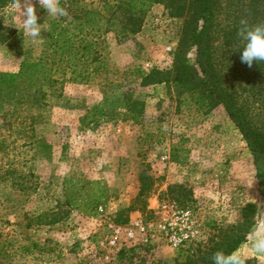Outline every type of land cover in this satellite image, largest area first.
Wrapping results in <instances>:
<instances>
[{
    "label": "rangeland",
    "instance_id": "obj_1",
    "mask_svg": "<svg viewBox=\"0 0 264 264\" xmlns=\"http://www.w3.org/2000/svg\"><path fill=\"white\" fill-rule=\"evenodd\" d=\"M33 3L48 30H41L42 43L23 31L15 3L0 10L24 51L0 45V74L42 55L62 25ZM75 3L98 7L100 1ZM183 19L154 4L137 33L115 27L102 35L104 65L88 81L60 84L39 104L0 105V264H177L235 223L246 202L256 203L258 216L239 248L264 227V184L223 107L201 108L195 92L175 85H138L141 71L171 65ZM128 89L141 105L137 122L115 114L123 112ZM94 108L95 116L86 115ZM255 108L254 121L264 122ZM71 175L99 181L107 201L95 216L65 206L49 223ZM142 178L149 185L146 206L125 217L120 211L137 205Z\"/></svg>",
    "mask_w": 264,
    "mask_h": 264
},
{
    "label": "trees",
    "instance_id": "obj_2",
    "mask_svg": "<svg viewBox=\"0 0 264 264\" xmlns=\"http://www.w3.org/2000/svg\"><path fill=\"white\" fill-rule=\"evenodd\" d=\"M75 1L61 5L69 17L60 18L62 25L42 55L23 59L17 71L0 74V105L39 104L60 84L88 81L104 65L99 49L102 35L115 27L122 32L137 33L151 7L162 4L172 16L184 17L180 35L171 65L139 71L138 85H175L181 91L195 92L201 108L222 106L245 141L256 176L264 184V122L256 123L252 115L254 102L255 114L264 115V62H254L251 68L241 62L239 48L244 41L238 35L242 20L248 27L264 24V0H99L98 7H77ZM14 3L15 0H0V10ZM14 37V30L0 20V45L24 53L21 40ZM122 98L123 112L115 113L117 119L137 122L141 105L132 98L129 89L122 93ZM114 112H109L111 118ZM96 114V108L86 112L90 116ZM148 187L142 178L135 198L137 205L123 208L120 214L127 217L129 210L144 209ZM171 191L173 187L169 188ZM63 192L64 200L57 203L49 223L61 218V208L65 206L95 216L107 201L106 188L99 181L75 175L64 179ZM177 196L173 198L179 200ZM239 214V219L220 229L202 251L177 264H212L217 251L229 253L238 249L256 223V203L246 202Z\"/></svg>",
    "mask_w": 264,
    "mask_h": 264
},
{
    "label": "clouds",
    "instance_id": "obj_3",
    "mask_svg": "<svg viewBox=\"0 0 264 264\" xmlns=\"http://www.w3.org/2000/svg\"><path fill=\"white\" fill-rule=\"evenodd\" d=\"M37 2L41 8L46 10L47 16L52 19L69 17L67 9L61 6L60 0H37ZM15 15L18 17L23 31L30 37L31 42L42 43L41 30H47V28L44 23H38L33 0H23V7H21L20 0H15ZM241 25L238 35L244 44L239 48L242 49L240 60L251 68L254 62H264V24L248 27L247 22L242 20ZM236 50L233 49V51ZM256 257L264 258V227L254 230L245 246L229 253L223 251L214 253L212 264H246L250 258Z\"/></svg>",
    "mask_w": 264,
    "mask_h": 264
},
{
    "label": "built area",
    "instance_id": "obj_4",
    "mask_svg": "<svg viewBox=\"0 0 264 264\" xmlns=\"http://www.w3.org/2000/svg\"><path fill=\"white\" fill-rule=\"evenodd\" d=\"M168 233H170V237H173V235H171V232H168ZM168 233L167 235H169ZM178 242H182V239H179Z\"/></svg>",
    "mask_w": 264,
    "mask_h": 264
}]
</instances>
